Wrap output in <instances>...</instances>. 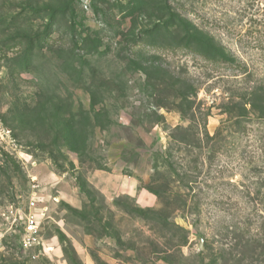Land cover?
<instances>
[{
	"label": "rangeland",
	"instance_id": "rangeland-1",
	"mask_svg": "<svg viewBox=\"0 0 264 264\" xmlns=\"http://www.w3.org/2000/svg\"><path fill=\"white\" fill-rule=\"evenodd\" d=\"M88 262L264 264V0H0V264Z\"/></svg>",
	"mask_w": 264,
	"mask_h": 264
},
{
	"label": "crops",
	"instance_id": "crops-1",
	"mask_svg": "<svg viewBox=\"0 0 264 264\" xmlns=\"http://www.w3.org/2000/svg\"><path fill=\"white\" fill-rule=\"evenodd\" d=\"M101 175L103 171H98ZM109 185L107 187L96 183L98 189L107 197L108 200H113L117 195H128L136 199L137 204L142 207H153L157 203V198L145 191L139 189L138 182L133 177L121 175L120 173L109 174L107 178ZM87 264H93L88 262Z\"/></svg>",
	"mask_w": 264,
	"mask_h": 264
},
{
	"label": "built area",
	"instance_id": "built-area-1",
	"mask_svg": "<svg viewBox=\"0 0 264 264\" xmlns=\"http://www.w3.org/2000/svg\"><path fill=\"white\" fill-rule=\"evenodd\" d=\"M40 219L38 215L30 214L26 218L25 235L23 238L24 248L40 246L39 239Z\"/></svg>",
	"mask_w": 264,
	"mask_h": 264
}]
</instances>
